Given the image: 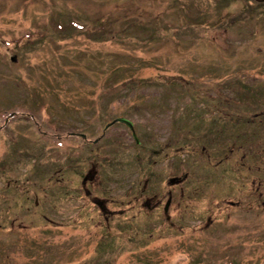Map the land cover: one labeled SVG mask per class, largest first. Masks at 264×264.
Instances as JSON below:
<instances>
[{"label": "rangeland", "instance_id": "obj_1", "mask_svg": "<svg viewBox=\"0 0 264 264\" xmlns=\"http://www.w3.org/2000/svg\"><path fill=\"white\" fill-rule=\"evenodd\" d=\"M257 8L255 0H0V194L29 191L26 205L42 204L44 179L64 172L72 179L68 169L83 164L85 173L89 164V189L99 201L112 194L129 200L128 190L146 178L145 148L159 147L197 102L157 76L197 79L199 92L223 93L226 113L247 116L244 104L264 91V16ZM107 15L109 32L95 34ZM73 20L85 27L74 29ZM131 74L147 83L114 92ZM236 103L244 106L230 107ZM118 116L133 120L140 146L125 123L106 127ZM233 122H221L225 135L249 124ZM74 131L89 141L103 135L98 147L110 156L74 158L84 145L69 137ZM92 148L86 143L87 153ZM166 159L153 158L155 173L162 172L157 183L170 175L173 160ZM227 181L224 190L234 183ZM58 197L54 210L23 214V201L15 206L0 197V264H264V205L255 201L229 209L227 219L169 231L144 216L101 222L77 191Z\"/></svg>", "mask_w": 264, "mask_h": 264}, {"label": "trees", "instance_id": "obj_2", "mask_svg": "<svg viewBox=\"0 0 264 264\" xmlns=\"http://www.w3.org/2000/svg\"><path fill=\"white\" fill-rule=\"evenodd\" d=\"M255 1L256 7H258L257 9H259V15L264 16V0ZM112 19L114 18L112 17ZM106 20L107 18L102 16L99 18L101 26L97 29L96 34L109 32V24L107 25L104 23L109 19ZM186 21L189 22L190 20L187 19ZM196 22L204 23L203 20H198ZM191 23L195 24V22ZM107 27L109 28L106 29ZM155 78H157V80L154 81L159 83L177 85L182 95L183 93L193 95L194 103L197 101L196 104L191 105L190 108L185 107L184 112L179 114V122L173 125L170 131L171 144L167 143L166 146L162 145L161 149H158V155L162 154V158L166 156L172 158V167L174 171H181L182 167L187 170L189 174V177L186 178L187 185L188 182H190L188 186L189 194L193 197L192 199L188 197H179V199L175 201V203L181 206L171 209V221L170 218L159 209L147 211L141 208L139 216H144L149 223L155 218L160 222L163 229L170 231L179 230L186 225H194V223L201 222L203 218H205L204 220L215 217L218 219L219 216H223L227 219L230 215L229 209L235 207L226 204L231 198L236 199L238 206L240 202L247 204L250 201H255L259 205H264V91L256 103L254 102L250 105L244 104L251 107V111H247V116H237L239 118L250 119L248 126H241L236 132L225 135L224 127L221 125V122L223 119L228 122L229 120L227 119L228 116L225 115L227 113L224 112L222 107V105L227 104V99L223 98L222 92L214 93V95L207 91L199 92L198 87L202 84L200 81L193 78H186L179 74L170 76L162 75ZM140 83H147V81L131 74V76L123 79L119 85L120 88L118 91L127 90L131 85ZM194 84L197 89H195ZM201 101L203 103V108L197 106ZM244 105L242 103L241 105L240 103H236L235 106L230 107L240 109ZM206 114H210L208 119L205 116ZM243 121L247 120L239 121L242 122L241 125H243ZM187 123L189 126L186 125ZM213 132L217 134V137L212 136ZM111 144L113 145V143H110V145ZM134 145L139 146L136 141ZM103 149L104 148H98L96 154L102 153ZM168 150L172 151L170 155L168 154ZM164 152H166L167 155ZM33 155L34 154L31 153V156ZM147 164V176L149 182H151V177H155L158 174L161 175L162 172L158 170L155 173L156 165L152 163L151 159L148 160ZM7 166L9 169H12V165ZM244 170L248 171L245 175ZM170 171L173 170L170 168ZM77 172H81V170H75V173ZM250 173L252 176H250ZM254 178L256 179L253 180ZM226 179L228 181L233 180L234 183H230L232 187L228 185V189L224 190L223 186L226 184ZM163 181H161L162 184H164ZM44 182L47 183V180L44 179ZM77 182L78 181L75 180L74 184H77ZM247 184L250 185V191H243L244 186ZM65 187V185L59 183L46 186L44 192L47 193V197L45 196V198H43V203L39 204L33 199L30 206H27L25 203L30 200V196L27 198V193H29V191L19 192L12 189L11 191H7L8 198L3 197V193L0 194V197L4 198L6 202L14 200L15 204L13 205L15 206L18 201H23V204L20 205V212L22 214L23 212L28 213L37 209L40 210L39 207L42 210H54L52 209L54 201L59 200L58 196L61 194L64 195V193L67 194L68 192L65 191ZM213 188H217L216 190H218V192L211 191ZM229 189L231 191H229ZM249 197H256V199H250ZM6 206L7 210L10 211L11 209L9 207L11 204L8 205L6 203ZM41 217L42 214L40 215V218ZM44 219L48 221L51 220V217L44 216ZM14 224L15 219L12 220L11 226L13 227ZM195 226L198 227L197 224ZM20 227H26V225Z\"/></svg>", "mask_w": 264, "mask_h": 264}, {"label": "flooded vegetation", "instance_id": "obj_3", "mask_svg": "<svg viewBox=\"0 0 264 264\" xmlns=\"http://www.w3.org/2000/svg\"><path fill=\"white\" fill-rule=\"evenodd\" d=\"M90 183L92 182L88 181L86 187L84 188H86V191L89 193V195L93 197V195L90 194L91 192H93L89 189V187L92 186V184ZM184 184L185 181L176 180V184L172 187H168L166 190H163V188L157 186L148 187V184L141 189L136 188V195L132 197L133 201H135L133 206H137L140 204L145 205L149 210H154L156 208H160V206H163V203H166L169 200L170 207L168 208L170 209L173 206L175 194L179 190H181L182 194L184 195ZM128 191L132 192L134 190L130 189ZM149 196H154V200L152 199V197ZM116 201L117 200L113 198L110 199L109 203H113Z\"/></svg>", "mask_w": 264, "mask_h": 264}, {"label": "water", "instance_id": "obj_4", "mask_svg": "<svg viewBox=\"0 0 264 264\" xmlns=\"http://www.w3.org/2000/svg\"><path fill=\"white\" fill-rule=\"evenodd\" d=\"M117 120L123 121V122L127 123L131 128H133V123L129 119H127L125 117H118ZM135 137L137 139V136L136 135H135Z\"/></svg>", "mask_w": 264, "mask_h": 264}]
</instances>
